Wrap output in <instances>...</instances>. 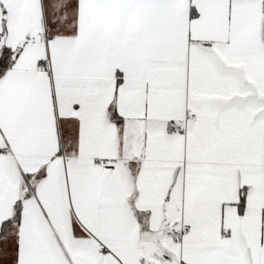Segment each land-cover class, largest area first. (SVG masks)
<instances>
[{"label":"snow or ice","instance_id":"1","mask_svg":"<svg viewBox=\"0 0 264 264\" xmlns=\"http://www.w3.org/2000/svg\"><path fill=\"white\" fill-rule=\"evenodd\" d=\"M0 264H264V0H0Z\"/></svg>","mask_w":264,"mask_h":264}]
</instances>
